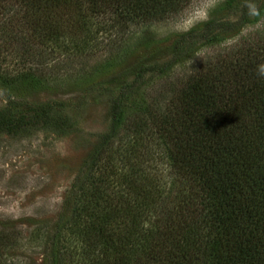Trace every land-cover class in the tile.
I'll return each mask as SVG.
<instances>
[{"label": "trees", "instance_id": "16d2710c", "mask_svg": "<svg viewBox=\"0 0 264 264\" xmlns=\"http://www.w3.org/2000/svg\"><path fill=\"white\" fill-rule=\"evenodd\" d=\"M191 2L0 0V27L13 33L7 39L9 47L19 63L32 64L27 71L7 76L3 86L11 90L30 82L34 90L47 89L39 45L55 46L65 66L79 57L80 45L61 27L71 20L72 7L75 12L88 7L92 13L110 15L117 27L131 29L166 21ZM236 3L228 0L222 9L231 11ZM242 7L236 23L210 19L176 37L170 62L144 69L166 84L146 107L138 108L134 118L128 104L140 92L139 79L123 85L112 98L111 127L93 154L92 166L101 165L100 159L116 142L133 134L140 137L150 127L148 136L163 151L161 159L170 162L175 175L189 185L190 194L178 208V224L172 226L176 220L167 216L160 239L149 241L157 233L143 216L145 205L152 206V193L136 185L140 164L134 168L136 174L126 170L129 175L117 184L98 183L92 198L95 204L89 203L83 211L93 218L85 240L90 264H133L132 257L141 260L136 264H143L145 257V264H264V29L255 38L248 35L234 46L221 47L222 36L238 29L241 22L249 23L256 9L251 2ZM200 45L206 51L198 57L192 52ZM4 55L0 54V60H7ZM185 62L190 64L187 72L177 77L173 72ZM0 72V76L6 73ZM9 90L4 91L15 107ZM38 109L40 120L62 126L60 117H51L43 106ZM12 112L0 111V133L10 135L19 129ZM146 115L150 126L145 124ZM131 194L132 205L126 202ZM158 213V218L165 214ZM15 239L0 236V252L13 247Z\"/></svg>", "mask_w": 264, "mask_h": 264}, {"label": "rangeland", "instance_id": "374dc122", "mask_svg": "<svg viewBox=\"0 0 264 264\" xmlns=\"http://www.w3.org/2000/svg\"><path fill=\"white\" fill-rule=\"evenodd\" d=\"M227 1L192 0L183 12L166 21L131 29L117 27L110 15L92 13L88 7L75 12L72 7L71 20L62 22L61 27L77 41L81 53L65 66L55 46L39 45L47 79L44 91L32 89L30 82L11 90L3 86L7 76L20 69L27 71L32 64L19 63L7 40L13 33L0 27V54L5 53L7 59L0 60V71L6 72L0 76V111L11 109L19 127L10 135L0 133V236L16 237L13 247L0 252V264H90L85 240L93 218L83 212L84 207L95 204L92 198L98 183L117 184L129 175L126 170L136 174L134 168L139 164L136 185L152 193V206L145 205L143 214L157 233H152L149 241L160 239L167 216L176 220L172 226L178 224V208L189 197V185L175 175L165 157L161 159L163 151L148 136L150 127L144 128L140 137L133 134L116 142L95 168L93 154L110 130L111 100L123 85L137 79L141 84L140 92L128 104L134 118L138 108L146 107L166 84L144 69L170 62L176 37L210 19L236 23L243 4L250 2L256 9L249 23L241 22L238 29L224 34L221 47L234 46L248 35L255 38L258 30L264 29V0H237L231 11L222 9ZM25 34L30 33L25 30ZM201 47H194L192 53L201 56L206 51ZM189 65L185 62L173 73L183 76ZM57 73L61 75L58 78ZM4 90L10 91L17 106L11 105ZM39 106L50 111L51 117H60L62 126L40 120ZM143 118L150 126L149 117ZM126 202L132 205L133 194ZM161 211L165 214L158 218ZM150 246L152 250L153 244ZM138 259L132 257L131 263ZM119 260L124 261L121 256Z\"/></svg>", "mask_w": 264, "mask_h": 264}]
</instances>
